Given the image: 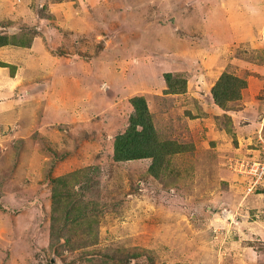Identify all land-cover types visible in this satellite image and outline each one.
<instances>
[{"label": "rangeland", "instance_id": "rangeland-1", "mask_svg": "<svg viewBox=\"0 0 264 264\" xmlns=\"http://www.w3.org/2000/svg\"><path fill=\"white\" fill-rule=\"evenodd\" d=\"M0 35V264H264V0H0ZM136 95L156 172L114 159Z\"/></svg>", "mask_w": 264, "mask_h": 264}, {"label": "trees", "instance_id": "trees-1", "mask_svg": "<svg viewBox=\"0 0 264 264\" xmlns=\"http://www.w3.org/2000/svg\"><path fill=\"white\" fill-rule=\"evenodd\" d=\"M5 43L6 40L0 35V46ZM175 78L172 72L165 73V79L170 88L179 84V78ZM131 103L134 106V113L130 115V126L127 130L116 136L114 159L117 161H130L152 157L153 163L150 168L153 172H156L155 169L160 165L162 159L176 150L171 148L172 144L158 142L146 98L136 95L132 97ZM258 191H264V188H260Z\"/></svg>", "mask_w": 264, "mask_h": 264}, {"label": "built area", "instance_id": "built-area-1", "mask_svg": "<svg viewBox=\"0 0 264 264\" xmlns=\"http://www.w3.org/2000/svg\"><path fill=\"white\" fill-rule=\"evenodd\" d=\"M260 149L259 156H255V159L250 160V164L245 169H239L240 173H244L247 176H251L252 180L247 185L246 193L255 192L257 189L264 188V184H260L259 181L261 178H264V140L263 138L259 139ZM237 166L235 165V168Z\"/></svg>", "mask_w": 264, "mask_h": 264}, {"label": "water", "instance_id": "water-1", "mask_svg": "<svg viewBox=\"0 0 264 264\" xmlns=\"http://www.w3.org/2000/svg\"><path fill=\"white\" fill-rule=\"evenodd\" d=\"M138 25H134V24H126L124 22H122L121 26H119L116 30H112L111 32H109V34L107 35L106 38L108 39H117L118 38V34L121 32V31H133L132 29H134L135 27H137ZM38 29L40 31L43 32V34L45 36L48 37V39L50 40L51 39V34L49 32V28L47 25H40L38 27ZM52 261H54V258H52Z\"/></svg>", "mask_w": 264, "mask_h": 264}, {"label": "crops", "instance_id": "crops-1", "mask_svg": "<svg viewBox=\"0 0 264 264\" xmlns=\"http://www.w3.org/2000/svg\"><path fill=\"white\" fill-rule=\"evenodd\" d=\"M224 14H225V13H224ZM228 19H230V15H229V13H228ZM229 21H230V20H229ZM230 22H231V21H230ZM218 37H219V36H218ZM189 51H192V50L189 49Z\"/></svg>", "mask_w": 264, "mask_h": 264}, {"label": "clouds", "instance_id": "clouds-1", "mask_svg": "<svg viewBox=\"0 0 264 264\" xmlns=\"http://www.w3.org/2000/svg\"><path fill=\"white\" fill-rule=\"evenodd\" d=\"M256 192H259L258 189L255 192H252V193H256ZM252 193H249V194H252Z\"/></svg>", "mask_w": 264, "mask_h": 264}]
</instances>
